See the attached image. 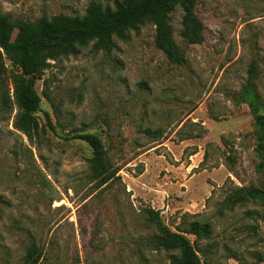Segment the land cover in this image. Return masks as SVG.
Here are the masks:
<instances>
[{
    "label": "rangeland",
    "instance_id": "rangeland-1",
    "mask_svg": "<svg viewBox=\"0 0 264 264\" xmlns=\"http://www.w3.org/2000/svg\"><path fill=\"white\" fill-rule=\"evenodd\" d=\"M113 1L0 0V12L82 17L91 2ZM196 13L195 44L180 36L182 11L170 15L184 64L156 46L151 23L109 51L90 42L51 60L35 82L45 127L32 141L13 127L7 92L18 70L3 60L0 264H25L32 245L36 264H168L170 253L150 245L146 206L172 229L195 214L211 219L213 235L195 243L204 264H264V0H197ZM83 132L118 168L109 186L89 180L92 149L72 138ZM249 186L260 192L219 212Z\"/></svg>",
    "mask_w": 264,
    "mask_h": 264
},
{
    "label": "trees",
    "instance_id": "trees-1",
    "mask_svg": "<svg viewBox=\"0 0 264 264\" xmlns=\"http://www.w3.org/2000/svg\"><path fill=\"white\" fill-rule=\"evenodd\" d=\"M197 0H114L112 5L91 2L82 17L66 14L41 16L35 20H12L0 12V66L7 59L18 72L11 77L12 95L7 92L10 109H16L13 127L28 140L44 131L39 127L36 113L41 109L35 82L50 66L51 60L77 54L88 43L97 49L109 51L115 39H125L130 30L145 23L155 27V44L168 60L175 64L186 62L184 52L173 38L170 15L182 11L180 36L189 44L203 40V23L196 13ZM11 95V96H10ZM51 129L54 126L48 119ZM88 144L92 155L87 158L89 180L98 188L109 186L118 178V168L113 167L108 150L94 133L83 132L72 136ZM229 160H234L230 155ZM259 190L252 186L238 187L222 201L219 212L232 209L240 200L255 196ZM264 196V190H263ZM260 197V196H259ZM145 222L153 228L149 239L152 249L170 253L168 264H204L195 243L214 233L211 219L200 214L190 216L183 229H172L161 218L158 210L146 206L141 210ZM189 235L195 236V242ZM25 264H36L40 251L32 245ZM259 258L258 261H263Z\"/></svg>",
    "mask_w": 264,
    "mask_h": 264
}]
</instances>
